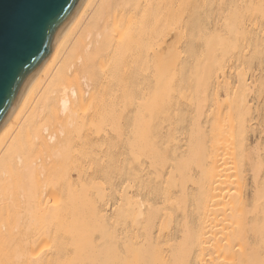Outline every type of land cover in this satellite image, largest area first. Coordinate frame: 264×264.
<instances>
[{
	"label": "bare ground",
	"instance_id": "1",
	"mask_svg": "<svg viewBox=\"0 0 264 264\" xmlns=\"http://www.w3.org/2000/svg\"><path fill=\"white\" fill-rule=\"evenodd\" d=\"M0 264H264V0H85L0 129Z\"/></svg>",
	"mask_w": 264,
	"mask_h": 264
},
{
	"label": "water",
	"instance_id": "2",
	"mask_svg": "<svg viewBox=\"0 0 264 264\" xmlns=\"http://www.w3.org/2000/svg\"><path fill=\"white\" fill-rule=\"evenodd\" d=\"M85 0H0V129Z\"/></svg>",
	"mask_w": 264,
	"mask_h": 264
}]
</instances>
